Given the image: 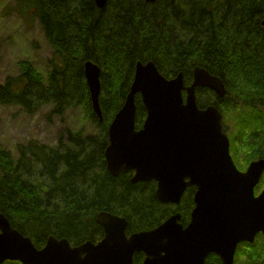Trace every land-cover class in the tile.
<instances>
[{"label":"trees","instance_id":"trees-1","mask_svg":"<svg viewBox=\"0 0 264 264\" xmlns=\"http://www.w3.org/2000/svg\"><path fill=\"white\" fill-rule=\"evenodd\" d=\"M14 9L38 19L53 49L51 68L44 73L31 61L21 62L17 75L0 82V103L21 105L29 113L50 106V115L59 116L82 107L96 126L89 134L65 129L57 146L33 138L19 144L17 157L0 143V211L37 247L51 235L73 245L98 242L104 236L100 211L125 216L129 234L152 229L176 212L185 225L190 221L195 187L187 188L179 204L164 203L156 181L132 182L131 171L114 176L107 168L108 129L138 61H154L167 78L183 72L186 84L193 82L197 66L219 76L226 95L198 87L199 106L214 104L236 118L232 131L223 127L239 169L264 158V0H107L103 7L96 0H15ZM88 60L101 68L102 120L92 108ZM136 104L140 128L147 109L139 93ZM256 243H240L234 264H264V250ZM144 257L136 253L135 264ZM205 264L223 262L211 253Z\"/></svg>","mask_w":264,"mask_h":264},{"label":"water","instance_id":"water-1","mask_svg":"<svg viewBox=\"0 0 264 264\" xmlns=\"http://www.w3.org/2000/svg\"><path fill=\"white\" fill-rule=\"evenodd\" d=\"M96 2L103 7L107 0ZM100 74L97 63L86 61L92 108L102 120ZM198 87L219 97L226 94L223 80L204 67H195L194 80L187 85L183 72L167 78L154 61H138L126 100L109 126L105 150L112 175L132 171V182L155 180L161 202L179 204L186 189L195 186L186 225L176 212L152 229L128 234L125 216L100 211L97 222L104 236L98 242L72 245L51 235L39 248L0 211V264H135L140 252L145 257L139 264H205L211 253L223 264H234L239 243L264 235V187L258 194L255 190L264 174V158L251 161L246 170L237 167L223 113L214 104L199 106ZM137 93L147 109L139 129Z\"/></svg>","mask_w":264,"mask_h":264},{"label":"rangeland","instance_id":"rangeland-1","mask_svg":"<svg viewBox=\"0 0 264 264\" xmlns=\"http://www.w3.org/2000/svg\"><path fill=\"white\" fill-rule=\"evenodd\" d=\"M14 4L15 0H0V82H4L9 75H17L23 61H31L36 68L44 73H47L51 68L50 60L53 49L42 31L38 19L23 17L14 9ZM50 110V106H44L34 113H29L21 105L0 103V143L2 148L10 151L13 157H17L19 144H26L33 138L57 146L61 132L65 129L82 130L85 134L96 130V126L82 107L71 108L62 116L50 115ZM222 113L223 125L228 131H232L236 118L233 114L226 117L227 113L224 114L223 111ZM234 113L236 114V111ZM261 184L262 186H260ZM258 185L259 188L256 191L261 192L264 187V174ZM262 236L263 238L255 239L252 243L254 246L257 240L256 248L261 251L264 250L262 244L264 235L262 234ZM251 248L255 251L254 247H250V250ZM246 250L247 248L245 251L243 248L242 251L247 252Z\"/></svg>","mask_w":264,"mask_h":264}]
</instances>
